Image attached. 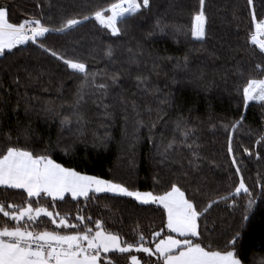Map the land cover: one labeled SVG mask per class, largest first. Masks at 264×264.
Returning a JSON list of instances; mask_svg holds the SVG:
<instances>
[{
  "label": "trees",
  "instance_id": "obj_1",
  "mask_svg": "<svg viewBox=\"0 0 264 264\" xmlns=\"http://www.w3.org/2000/svg\"><path fill=\"white\" fill-rule=\"evenodd\" d=\"M112 2L0 0V7L7 6L10 22L34 17L42 18L46 25L57 26L64 17L89 15ZM253 3L255 14L264 19V0H253ZM197 7L198 0H151L150 9L120 25L123 30L120 37L105 34L94 21L85 22L71 34H47L48 47L87 61L92 71L120 76L118 86H112L111 80L104 81L110 86L109 94L103 102L97 100L99 107L93 103L97 98H88L82 108L87 120L82 134L77 133L75 123L71 131L60 124L63 115L58 113L70 112L69 105L78 84L75 78H69L62 64L31 44L14 49L15 55L0 57V149L7 143L5 133L12 136L13 143L20 135L21 146L40 153L46 144L50 145L52 158L63 166L123 183L132 190L161 192L170 181L176 180L192 196L198 187L200 195L195 199L205 205L209 199L229 192L239 181L227 155V133L221 125H230L243 112L246 119L235 133L233 148L246 186L256 194L255 202L247 221L243 220L246 198L238 199L239 207L232 210L223 203L214 205L206 214L207 224L209 230L215 228L214 246L223 247L239 231L236 247L245 264H264V194L259 186L264 184V146L255 144L264 134L261 122L264 108L250 102L245 110L238 93L249 77L264 78V72L256 69L264 61L258 49L248 43L253 9H249L247 0H206L208 37L202 47L184 36L174 37L170 30L167 35H147L156 19L190 27ZM107 46L114 51L111 60L103 55ZM186 54L187 69L184 68ZM137 75L148 77L153 94L137 88ZM162 100L169 103L162 104ZM132 101L139 116L132 111ZM103 104L109 105L107 111L112 115L108 119H105ZM46 106L53 111H45ZM158 113L162 119L157 118ZM180 117L189 128L196 129L189 140L195 139L200 145L202 159L196 172L189 169L191 157L186 148L170 152L164 164L160 162L159 153L169 140L181 139L174 130L175 121ZM137 120H143L146 125L139 131ZM153 122L156 124L153 142L149 143V127ZM24 129L29 131L27 142L22 135ZM245 147L251 150L252 156L243 154ZM184 172L188 173L187 177L181 175ZM157 175L161 183L154 184L153 176ZM7 193L4 195L0 190V202L5 206L23 203L18 190L9 189ZM57 205L61 214H69L73 220L76 208H82L85 216L101 219L108 231L119 234L129 243L136 239L137 225L149 239L152 231L160 230L162 209L140 205L128 197L101 194L85 206L83 199L77 204L68 196L65 201H57ZM44 227L52 226L50 222L40 225ZM137 255L148 259L142 253ZM116 259L125 264L123 258Z\"/></svg>",
  "mask_w": 264,
  "mask_h": 264
},
{
  "label": "snow or ice",
  "instance_id": "obj_2",
  "mask_svg": "<svg viewBox=\"0 0 264 264\" xmlns=\"http://www.w3.org/2000/svg\"><path fill=\"white\" fill-rule=\"evenodd\" d=\"M247 3L249 9H253L248 43L258 49L261 60L264 61V19L255 14L253 0H247ZM150 8L151 0H113L107 7L99 8L89 15L64 17L57 26H50L46 25L42 18L34 17L23 19L21 22H10L9 10L7 6H2L0 57L15 55L14 49L31 44L62 64L69 78H75L78 84L74 100L69 105L70 112L66 115L58 113L63 115L60 124L62 128L67 127L71 131V125L75 123L77 133L82 134L87 124L82 108L88 98H97L93 103L99 107L97 100L103 102L109 94L110 86L104 81L111 80L112 86H118L120 76L118 73L109 75L92 71L87 61L48 47L45 44L47 34H71L85 22L94 21L105 34L120 37L123 35L120 25L126 24ZM207 23L206 0H198L190 27L185 28L156 19L147 35H167L170 30L174 37L184 36L186 40L197 42L202 47L208 37ZM131 51L129 49V52ZM103 55L111 60L114 56L111 46L103 49ZM187 66L186 54L184 68L187 69ZM177 67H180L179 63ZM256 69L264 72V64L258 63ZM28 75L30 77L31 73ZM135 79L138 89L153 94L148 87V77L137 75ZM15 82L19 84V80ZM238 93L245 110L250 102H256L264 108V78L249 77L238 89ZM121 103H124L123 98ZM161 103L169 101L162 100ZM103 108L105 119L110 118L112 114L107 111L109 105L103 104ZM44 110L53 111L47 106ZM132 111L137 116L140 115L135 101H132ZM157 118L163 117L158 113ZM245 119L246 114L242 112L240 118L230 125H221L227 133V155L231 158V166L235 169V176L239 181L231 186L229 192L216 199H209L205 205H200L195 199L200 195L198 187L192 196H189L176 180L170 181L161 192L132 190L123 183L63 166L52 158L50 145L46 144L44 149L37 153L32 148L20 145V135L13 143L12 136L5 133L7 143L0 149V190H3L4 195L8 194L9 189L18 190L23 203H7L5 206V203L0 202V215L3 217V220H0V264H120L116 257L123 258L125 264H245L236 247L240 239L239 231L229 238L223 247L214 246L212 233L215 228L209 230L206 216L214 205L223 203L232 210L239 207L238 199L246 198L243 220L249 219L248 213L252 210L256 194L246 186L233 148L235 133L243 126ZM261 122L264 123V114L261 115ZM136 124L137 131L146 126L143 120H137ZM155 126L153 122L149 127V143L153 142L152 132ZM174 130L179 132L181 139L177 141L173 137L163 147V151L159 153L161 164L168 159L170 152L186 148L191 157L188 160L189 169L192 172L198 171V161L202 159L198 151L200 145L195 139L189 142L196 129L189 128L184 118L180 117L175 121ZM22 135L27 142L28 129H24ZM255 144L264 146V134L259 136ZM64 152L65 155L68 154L66 149ZM243 154L252 156L247 147L244 148ZM259 158L257 155V159ZM181 175L187 177L188 173ZM153 183H161V178L158 175L153 176ZM259 186L264 194V184ZM101 194L128 197L140 205H155L157 209H162L160 230L152 231L149 239L137 225L134 229L136 239L129 243L119 234L108 231L101 219L93 220L92 216H85L80 207L76 208L75 220L69 214H61L57 210V201H65L68 196L77 204L83 199L87 206L89 201L97 200ZM49 222L52 227L40 228L41 224ZM141 253L148 259L137 255Z\"/></svg>",
  "mask_w": 264,
  "mask_h": 264
},
{
  "label": "rangeland",
  "instance_id": "obj_3",
  "mask_svg": "<svg viewBox=\"0 0 264 264\" xmlns=\"http://www.w3.org/2000/svg\"><path fill=\"white\" fill-rule=\"evenodd\" d=\"M135 254V253H134ZM139 256V255H138Z\"/></svg>",
  "mask_w": 264,
  "mask_h": 264
}]
</instances>
